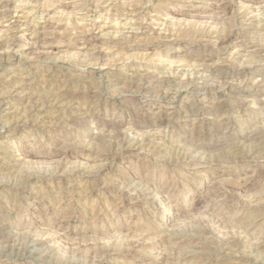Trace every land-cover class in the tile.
Here are the masks:
<instances>
[{
	"label": "rangeland",
	"instance_id": "1",
	"mask_svg": "<svg viewBox=\"0 0 264 264\" xmlns=\"http://www.w3.org/2000/svg\"><path fill=\"white\" fill-rule=\"evenodd\" d=\"M0 264H264V0H0Z\"/></svg>",
	"mask_w": 264,
	"mask_h": 264
},
{
	"label": "bare ground",
	"instance_id": "2",
	"mask_svg": "<svg viewBox=\"0 0 264 264\" xmlns=\"http://www.w3.org/2000/svg\"><path fill=\"white\" fill-rule=\"evenodd\" d=\"M12 21V20H11ZM14 21V20H13ZM90 35V34H89ZM95 35V34H94ZM94 37V36H93ZM92 39V38H91ZM98 39V38H97ZM216 185V184H215ZM243 221V220H242ZM260 240V239H259ZM220 263V262H219Z\"/></svg>",
	"mask_w": 264,
	"mask_h": 264
}]
</instances>
